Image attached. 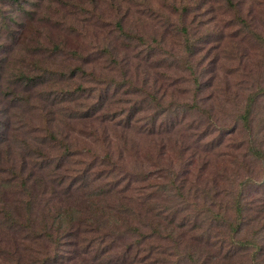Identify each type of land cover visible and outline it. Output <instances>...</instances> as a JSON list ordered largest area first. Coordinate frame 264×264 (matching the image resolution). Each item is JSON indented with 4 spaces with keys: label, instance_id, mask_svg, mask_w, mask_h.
<instances>
[{
    "label": "rangeland",
    "instance_id": "obj_1",
    "mask_svg": "<svg viewBox=\"0 0 264 264\" xmlns=\"http://www.w3.org/2000/svg\"><path fill=\"white\" fill-rule=\"evenodd\" d=\"M56 1L44 3L33 15L35 22L23 21L22 37L27 35V43L33 39L31 32L40 31L60 44L61 53L77 50L80 61L55 53L39 60L36 73H67L78 64L93 74L83 76L82 103L102 104L105 110L101 120L72 123L67 120L72 106L68 111L59 94L68 85L63 78L50 80L45 74L33 92L16 83L15 76L24 72L31 56L25 46L13 45L1 26L4 18L19 21L26 16L12 3H0V63H6L0 70V88L12 128L0 143V164L11 163L16 171L29 165L23 172L31 177L26 192L35 197L33 213L45 215L46 208L50 216L66 208L75 211L85 198L97 197L95 190L113 179L103 174L111 163L103 156L110 155L124 177L146 176L147 185L173 177L178 191L162 190L154 201L161 203L163 217L182 225L175 240L179 264H264L263 249H255L264 247V213L255 217V211L264 209V48L244 27L264 38V0H61L76 9L61 8ZM23 5L31 9L29 3ZM45 20H60L63 26L48 30ZM93 79L98 83H90ZM50 133L78 154L59 170L54 166L60 151L49 145ZM249 149H260L263 157L253 159ZM40 167H45V175L36 185L30 169ZM70 192L76 197L68 201ZM21 193L25 197L22 187L16 196ZM149 219L153 224L155 218ZM246 219L234 236L231 228ZM163 225L168 231L172 224ZM10 232L5 229L0 235L7 239ZM95 234H90L91 241ZM236 239L254 247L238 251L241 243ZM15 240L3 244L12 253ZM156 241L147 240L144 246L153 247ZM90 242L81 244L82 257L74 264L98 263L96 244L89 247ZM158 242L165 251L160 254H167L169 242ZM125 243V238L116 241L114 251L126 254ZM46 244L49 257L57 251L62 257L68 249ZM38 247L30 244L25 254L33 256Z\"/></svg>",
    "mask_w": 264,
    "mask_h": 264
},
{
    "label": "trees",
    "instance_id": "obj_2",
    "mask_svg": "<svg viewBox=\"0 0 264 264\" xmlns=\"http://www.w3.org/2000/svg\"><path fill=\"white\" fill-rule=\"evenodd\" d=\"M24 2L30 4L31 9L29 11H27L25 5H23ZM59 2H61V0L56 1L57 6L61 8L76 9V7L72 5L65 6V2ZM67 2L68 1H66V3ZM0 3H12L15 8L20 9L26 16L25 20L20 19L19 21L17 19L12 20L10 18H4L2 21L3 26H1L3 33L7 34L11 43H13V45L20 44L25 46L26 54L31 56L29 58L30 60L23 66L24 72L19 71L15 76L17 79L16 83H19L21 87L24 85L27 86V91L33 92L36 87L43 84L38 83L39 77L45 76V74L51 77L50 80L61 77L68 85L60 89V93H58L60 95L62 94L61 97L66 99L65 102L69 106L67 109L68 111L72 106L69 115H67V120L72 123L77 122L79 119L101 120L102 117L99 114L105 110L104 105L95 106L82 103V100H86V90L82 83L83 76H87L88 74L93 77L92 73H86L85 69L78 66V64H75L74 67L69 68V70L67 69V73L58 69H55L56 71H48L45 69L39 74L36 73L35 66L39 65V60L51 59L55 56V53L63 54L65 59L67 58L73 62L80 61L79 54L76 52L77 50H69V52L61 53L63 51L59 46L60 44L58 42L55 43V41H49L48 35L40 31L31 32L30 34L33 39L29 40L27 43L24 42L27 35L23 39L22 35L25 34L23 32L26 30L23 21L35 22L34 16L43 8L44 3H51V0H0ZM43 25L45 29L49 30L53 28L60 31L63 22L60 20H45L43 21ZM16 26H18V28L15 29ZM244 27L247 29V33L255 39L254 41L264 48V38L251 30L250 27L248 28L245 25ZM4 64L6 65L5 61L2 60L0 63V70H3ZM61 73L63 74L61 75ZM90 83L95 84L98 82L93 79ZM3 96H6V94L0 88V143H5L6 139L10 136V130L12 131L6 106L7 103L3 101ZM248 114L249 110L246 112V122L248 121ZM104 121H110V124L114 122L113 120H108V118L104 119ZM47 134L45 133V138L49 136V134L48 136ZM103 134L107 137L105 130H103ZM48 140L51 148L60 151V155L58 157L56 156L58 158L54 166L56 170H59L62 165L72 157L78 156L66 141H61L52 133H50V138ZM37 150L32 151L39 155ZM8 152L9 150L6 152V157ZM247 152L248 155L255 160L263 157L260 149H249ZM104 160L110 161L111 163L107 170H104L103 174L113 179L102 183V185L95 190L97 197L85 198L83 202H80L82 203L81 205H83L82 208L75 211L66 208L53 216L49 215L50 208L45 209L47 211L45 215L39 214L37 216L33 213L35 197H32L31 194L26 192L27 185L31 184V177L26 176L23 172L24 168L29 166L28 164L22 165L18 171H16V167L11 163L5 166L0 164V231L7 229L11 231L9 238H16L13 244L14 253H12V250L9 249L10 247L3 245L5 240L10 239H4L0 235V264H74L73 261H75L76 258L82 257L81 244L83 242L89 243L91 241L90 239L94 237L90 235L92 232L96 233V237L90 242L89 247L92 244H96V250L94 252L98 259L97 264H179L181 260L180 251L178 250L177 244H175V240L176 236L179 234L178 230L182 225L163 217L160 209L161 203L154 201V198H157V196H159L158 193L162 192V190L167 192L169 189V191L172 192L175 188L176 191L174 192L176 193L178 191L179 187L174 183L173 177H170L169 180L166 181L161 180L160 182H156L154 185H147L148 179L146 176L142 178H132L127 175L124 177L121 168L111 160L110 155H104L103 161ZM100 166L104 168V166ZM95 167L94 165L92 168ZM44 168L42 169L40 167L35 170L30 169L34 175V177H32L34 184L37 185L42 179V174L45 175ZM64 171L65 173L70 172L73 174H77L78 172L73 170ZM115 171L120 173L119 177L116 176ZM89 172L90 175L92 173L91 169ZM93 174L94 173H92V175ZM103 174L97 175V179L103 178ZM170 174L171 173H168L165 178L169 177ZM84 178L86 180V176H84ZM89 179L92 181L90 177ZM61 186H63V183H60L58 187L61 188ZM21 187L26 194L25 197L24 193H21V197L16 196V193L20 191ZM75 197H73V192H70L67 195V200H74ZM95 203H97V206ZM243 210V208L239 210L241 215ZM252 210L253 209H249L250 212ZM255 212V217L261 218L264 209ZM38 217H40V222H36ZM151 217L155 218L152 222L153 224L150 223L149 218ZM136 218H139L136 223L138 226H134L133 224ZM48 219L49 222L46 221ZM163 221H165V224H172L170 230H163ZM244 223L247 224V219L236 223V225L231 228L234 236H239L241 227ZM38 225L40 226L38 227ZM139 226L145 227L149 231L142 233ZM123 238L127 240V243L123 244L124 250L127 253L133 250L132 256L124 252L114 251L115 242L121 241ZM152 239L157 240L156 244L153 247H145V241L147 242V240L149 241ZM161 240L169 242V251L167 254L163 255L164 257L160 254L161 252H165L162 250L163 247L161 246V242H158ZM236 240V243H241L238 246V251H247L250 247H254V244L251 242H241V239ZM46 242H51V244L54 243L57 246L68 249L62 251V253H64L62 257H60L59 251H57L53 257H49V254L46 252ZM36 243L40 246L37 252H34L33 256L32 254H25L27 251H30L27 250L28 246ZM21 244L25 249L20 247ZM144 248L148 249L144 251ZM255 249H263L264 251V247L262 246L259 248L255 246ZM122 250L123 249H121V251ZM230 253L239 256L236 252ZM224 256L227 257L226 255ZM153 257L154 259H152ZM256 257L257 256H255V258Z\"/></svg>",
    "mask_w": 264,
    "mask_h": 264
}]
</instances>
